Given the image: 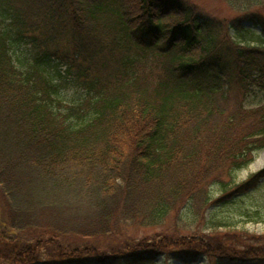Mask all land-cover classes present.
I'll return each mask as SVG.
<instances>
[{"label": "trees", "instance_id": "obj_1", "mask_svg": "<svg viewBox=\"0 0 264 264\" xmlns=\"http://www.w3.org/2000/svg\"><path fill=\"white\" fill-rule=\"evenodd\" d=\"M223 1L229 18L192 0H0V264H264V236L196 229L264 178L235 175L264 149V0ZM172 214L196 225L179 250L128 237Z\"/></svg>", "mask_w": 264, "mask_h": 264}, {"label": "rangeland", "instance_id": "obj_2", "mask_svg": "<svg viewBox=\"0 0 264 264\" xmlns=\"http://www.w3.org/2000/svg\"><path fill=\"white\" fill-rule=\"evenodd\" d=\"M192 1L196 5L201 7L207 13H210V14H213L219 17H227V18L233 15V13L229 10L228 5L223 0H192ZM244 25L250 26V24L248 23H244ZM230 32L231 34H233V31H230ZM262 42H264V40H262ZM14 49L16 50V55L20 57H24V56L31 57L34 51L32 46L29 43H27V40H22L20 44L14 46ZM53 60H56L58 64L57 68L60 71H62L64 67L66 66L62 64L64 62L63 60H60V59H53ZM69 79L70 78L66 79V83H69L68 82ZM62 92L64 96L66 95L68 96L79 95L80 96L81 94L84 93V90L81 87H77V86L75 87V86H70L66 84ZM64 92L66 93V95L64 94ZM261 98H263L262 92H259L258 90L255 92H252L247 98L248 100L246 102V105L251 106L252 104H257ZM125 146H128V145H125ZM263 168H264V149L258 151L255 154L253 160L250 162L249 165H247L246 168H243L235 173L236 180L244 181L250 174H253ZM233 191L234 192L230 197H227L225 200L222 199L218 201L217 203H215L214 205L210 206L207 209L205 216H206V219L208 218V222H205V221L200 222V224L198 225V228H196L198 229V232H199V233L197 232L198 234H201L200 232L207 233L205 229H207L208 231H213L214 223H217L218 221H220L221 224L222 223L230 224L237 229L242 228L241 231H239V234L243 238V240L248 239V237H245V236H252V237H257V238L264 236V178L260 179L259 183L253 189H250L248 191L247 190L235 191V189H233ZM218 195H219L218 192H215L213 194L214 197ZM257 207L260 208L259 218H256V219L249 218L243 215L244 213H252L254 209H258ZM1 212L2 210H0V213ZM183 212L185 213L184 209H183ZM1 214L3 215L4 213H1ZM174 216L175 215L172 214V216L168 218L167 221H165L161 225H155L152 227L137 226L138 228H136L135 226H132V227L128 226L129 228L128 237L136 241L137 240L141 241L139 240L140 238H144V240L151 239L152 241L153 240L158 241L159 239L163 238L166 242L163 241L162 245H166L168 241L167 247H169V250L171 251H174V249L179 250L178 246H173L175 243L174 240L177 238H183L185 236H191L194 233H196L194 231L195 224L193 225L191 224V221L189 220L190 215H183L182 217L187 220L185 221L187 223H183L184 221H180L179 223H182V224H174L176 221V217ZM223 235H224L223 238L227 239L224 233ZM207 237L209 238V236ZM47 238L49 237L46 236L45 239ZM201 239L203 240L204 237H201ZM27 241L33 242L32 240H27ZM214 241L215 239L211 240V242H214ZM56 242L49 241L47 243H44L43 247L47 249H51L52 247H54V243ZM72 245L73 247H77L79 249L80 248L79 246H81V243L77 242V243H73ZM72 250H77V249L72 248L70 252H72ZM81 250H82V247H81ZM72 254L73 253L64 254L63 257H67ZM79 254L80 253L74 254V255L77 256ZM87 257H93V255L87 256ZM92 260L93 258L88 259L87 261H92ZM201 260H204V258H202ZM157 261H163L166 264L167 263L179 264L177 260L175 261L174 259L167 258L166 256L158 257ZM244 262L245 263H241V262L236 263L233 260H228V262H225V264H247L246 261ZM196 264H201V261H198ZM251 264H257V263H251Z\"/></svg>", "mask_w": 264, "mask_h": 264}]
</instances>
